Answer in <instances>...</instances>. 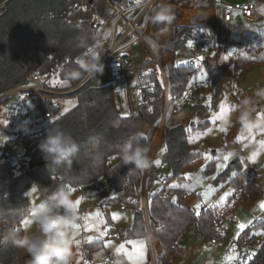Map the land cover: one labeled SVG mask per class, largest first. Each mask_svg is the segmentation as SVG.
Listing matches in <instances>:
<instances>
[{
    "label": "trees",
    "instance_id": "16d2710c",
    "mask_svg": "<svg viewBox=\"0 0 264 264\" xmlns=\"http://www.w3.org/2000/svg\"><path fill=\"white\" fill-rule=\"evenodd\" d=\"M113 1L121 3L123 0ZM0 4H3V11L0 13V94L26 84L31 71L45 73L56 60L76 59L85 51L79 47L82 40H86L89 44L93 43L94 35L88 25H78L65 18V14L70 9H72L73 17L80 18L86 14L83 11L85 6L93 7L105 19L110 17L111 12V6L107 0H0ZM174 12L175 19L171 24L150 23L149 32L157 34L164 28L175 26L174 37L166 42L165 49L176 54L197 36L198 29L177 25L181 12L176 9ZM263 62L264 58H253L248 54L237 58L234 63V76L241 77L244 69ZM76 66V63H69L65 67L55 85L57 88L69 89L80 84L84 78L67 82L65 78L66 71ZM206 67L215 91L212 104L216 107V99L224 90L223 81L227 75L208 65ZM192 71L191 67L179 64L175 60L166 66L171 98L175 99L184 92L188 74ZM91 82L72 94L77 97V105L48 124L38 139L31 142L30 161L43 163L42 165L33 168L29 166L23 173H16L9 164L0 166V222H16L18 229L24 233L21 221L29 211L24 192L34 183L44 195H47L49 190L61 184L77 189L91 185L107 176L103 188L96 194L101 208L106 209L107 212L112 202L134 206L136 209L133 225L126 232L125 238L127 240L145 239L148 233L144 214L140 209L139 201L133 199L141 193L143 178L147 172L146 186L149 189L151 233L154 240L160 242L162 247V253L158 257L159 264H173L172 256L181 250L178 239L191 226L205 240L228 238L229 235L221 236L214 226L220 208H211L197 219L195 211L185 202V191L176 190L175 201L166 194L165 189L159 192L151 191L163 167L152 163L149 169L138 170L132 166H124L119 160V149L129 136L137 132L143 133L142 129L146 122L155 124L159 121L163 101L153 102L154 112L140 108L129 116H122L113 102L112 87H93ZM151 82L158 88L154 96H160L163 89L161 80L153 74ZM206 98L203 93L196 94L194 106L196 113L200 114L204 110ZM38 109L50 116H56L60 112V108L50 98L40 102ZM1 120L2 106L0 105ZM55 125H59L66 134L73 136L80 145L79 153L73 157L70 171H66L63 165L57 167L48 164L38 149V143L45 136L46 129ZM162 138L165 149L162 162L172 171L167 181L181 179L187 165L199 160L202 156L199 152L190 149L187 129L184 125L165 126ZM93 140L100 142L98 150H90ZM142 143L150 147L145 136ZM218 161L219 159H213L208 164L207 174L215 171ZM233 173L236 175L233 176ZM220 182H228L235 193L240 192L238 202H246L253 196L263 193L257 174L244 171L240 160L231 163L214 181V183ZM121 189L124 193L118 196L117 192ZM112 194H114L113 197ZM108 215L107 212L106 216ZM259 229L264 231V221H255L242 236L252 235L253 231ZM102 246L103 243L98 241L91 243L86 249L91 255ZM112 260H114L113 264H129L123 255L114 257ZM0 264H22L21 249L11 243L0 245ZM249 264H264V235L260 249L254 253L253 260Z\"/></svg>",
    "mask_w": 264,
    "mask_h": 264
},
{
    "label": "rangeland",
    "instance_id": "374dc122",
    "mask_svg": "<svg viewBox=\"0 0 264 264\" xmlns=\"http://www.w3.org/2000/svg\"><path fill=\"white\" fill-rule=\"evenodd\" d=\"M247 2H252L257 6L255 17L250 20L243 18L236 20L235 18L227 23L224 20L222 8H216L217 19L215 31L219 37L221 52L218 55H214L211 52H205L203 54V57L209 55L208 57L217 58L219 67L225 69V73L228 74V77H225L223 82L224 90L216 99V107H213L212 104L215 94L212 88L206 90L207 92H202L207 98L204 103V110L200 114L195 112L194 106L196 101H193L183 108H173L167 115V120L164 125V127L184 125L187 129L190 149L199 152L202 157L187 165L181 179L167 181L172 171L169 166L164 165L162 162V156L165 150L163 138L156 145L150 146L151 151L149 153L153 163L159 160V165L155 164L158 167H163L161 175L155 180L151 191L159 192L165 189L166 194L175 201L177 198L176 190H188L192 195L188 199H185V202L192 210H194L199 200L208 208H220L221 210L218 213H223L224 215V226L229 238L235 241L239 240L244 231L251 227L255 221H264V210L260 208L261 202H264V151H253L251 148L253 145H264V133L250 137L240 132V126L238 124L231 129H227L225 132H221L219 127V119L226 112L232 113L235 119L236 106L244 99L250 100L257 113H264V62L249 69H244V74L241 77L234 76V63L237 58L245 55L246 50H248L246 52L250 57L264 58V0H248ZM167 4H171L173 9L181 12L184 19H181L177 23V25L181 26L185 24L186 18L193 13L195 8L200 5L199 0H168ZM201 7L210 8L214 7V4L205 0L202 2ZM110 26V23H105L99 37L101 44L105 47L108 45L110 37L103 38L102 33ZM171 27L172 29L174 28L175 33V26L164 29L167 30ZM118 32L119 34L122 32L121 25L119 26ZM150 34L148 31L145 39L150 43L156 54L160 56L157 45L149 39ZM140 43H136L131 49L137 64L146 62L152 54L150 51L151 54H149L144 46L141 47ZM232 54H235V59L230 57ZM175 61L182 65H186L187 63L185 58H180L177 55L175 56ZM156 74L160 77L158 70ZM208 77L209 71L207 67H204L198 78L205 79ZM135 84L136 77L134 75H129L128 80L125 82H111L105 70L102 74H97L91 82V86L93 87H112L113 102L122 116H129L132 112L140 110V107L137 105V93L131 92V87ZM49 98L60 108V112L56 116H50L36 109L33 115L41 118L36 125L37 129L43 130L48 124L77 105V97L72 96V94L49 96ZM162 116L163 111L161 112L159 121L155 123L158 127L164 124L161 119ZM217 116H219V119L216 118ZM6 132L7 129L2 119L0 121V135H6ZM142 132L144 134L143 129ZM30 140L26 142L27 145L32 142ZM242 148H244V151H242ZM236 158L240 159L244 166L243 168L249 166L257 174L258 182L263 193L253 196L246 202H238L239 200L235 198L234 194L233 197H230L235 200L232 203L231 199L228 198L233 192L231 185L228 182L214 183V181ZM213 159H219V161L215 171L207 174V166ZM106 178L107 176H104L91 185L74 189V198L77 200L80 199L81 202L77 205L79 215L77 224L79 227L76 228L72 235V264H88L90 260L98 264H110L112 258L121 255L125 256L129 264H159L158 257L162 253V247L160 242L154 240L152 233H150L152 237L151 242L147 239L127 240L125 238L126 232L133 225L134 211L136 209L134 206L121 202L110 203L107 209L110 215V220H108L106 216L107 212L103 211L100 201L96 196V192L103 188ZM173 184L180 185V187H170ZM184 185H187V187H184ZM144 190L149 197V189L147 186ZM24 194L28 200L29 211L23 220H29L30 209L38 206L47 195H44L35 183L26 189ZM111 196L113 197L114 194ZM141 199L140 193L133 200L139 201L141 205L140 209L143 211ZM123 205L126 207L124 210L122 209ZM81 217L83 219L82 223L80 222ZM239 224H245L247 226L243 232H240L238 228ZM21 227L23 228V232H27L30 235L38 234L35 225L31 223L26 227L21 224ZM110 229H114L116 235H120V239L108 236ZM238 232H240L239 237L236 235ZM261 233H264L261 229L252 232L253 240L251 241L249 249V252L252 254L256 253L262 245L263 235ZM89 236L92 237L91 242L87 239ZM141 240L145 242L142 258L137 251L139 245L134 246L128 243L129 241ZM98 241H101L103 246L89 255L86 247ZM178 244L181 250L172 256L173 264H227L228 259L224 256V253L230 246L231 241L215 242L205 240L191 226L181 234L178 239ZM120 245L124 246V251L117 252L116 249ZM29 259L28 254L21 249L22 264H28Z\"/></svg>",
    "mask_w": 264,
    "mask_h": 264
},
{
    "label": "built area",
    "instance_id": "2783aa9c",
    "mask_svg": "<svg viewBox=\"0 0 264 264\" xmlns=\"http://www.w3.org/2000/svg\"><path fill=\"white\" fill-rule=\"evenodd\" d=\"M107 1L111 6L110 17L108 19H105L91 6L84 7L83 11L86 13L84 17H73L72 9H70L65 14V18L78 25H88L97 39H99L105 23L112 25L115 22V28L110 36L108 45L105 47L101 44L102 46L98 51L101 52L102 62L105 65L104 70L111 82H125L128 80L129 75L136 77V84L131 88V92L137 93V105L140 108L151 109V112H154L153 102L162 100L163 116L161 119L163 120L173 108H183L196 100L198 92L202 93L213 88L209 77L205 79L198 78L206 64L203 54L205 52L218 54L221 48L218 35L211 23L212 14L209 10H194L187 19L186 25L197 28L198 33L195 38L190 40L189 44L179 49L176 55L180 58H185L187 60L186 65L191 67L193 71L188 74L184 92L173 99L170 96L167 84H163L160 96H154V92L158 91V88L151 82V76L157 70L161 76L164 75V65L161 60L152 53L150 60L137 64L132 52L129 50L136 42H141L146 48L150 49L145 40L150 22H145V16L150 13L152 7H158L161 3L167 4L168 0H141L139 4H137L136 0H123L121 3H116L113 0ZM212 2L215 9L219 5L223 7L224 19L227 22H231L236 16L247 20L253 19L257 10V6L252 2H242L240 0H212ZM81 7L83 6L81 5ZM120 25L122 26V32L119 34L118 29ZM69 63H76V59L56 60L45 73L31 71L28 75L29 81L26 84L13 87L0 94L2 119L7 129L6 135H0V166L9 164L16 173L27 171L31 164L29 158L31 143L27 145L26 142L30 139L32 142L36 141L42 133L41 129L36 128L41 118L33 115L34 111L38 109V104L41 100L48 99L49 96L74 94L95 78H84L79 85L69 89L57 88L55 85L59 81V75ZM156 127L158 128V126L149 122H146L143 126L144 134L147 140H149L150 146L156 140L158 143L162 138V131L158 135L155 131ZM242 151H244V148H242ZM147 178L146 172L143 178L141 200L147 230L150 234L151 214L148 196L144 190L146 189ZM123 193L124 190L121 189L117 192V195L120 196ZM191 195L190 191H186L184 199H188ZM240 196V192L235 193L237 200ZM233 201L235 200L231 199L232 203H234ZM197 204H200V208L194 207V211L195 213L199 212V215L196 214V218L199 219L205 211L211 208L205 206L200 200ZM125 208L123 205L122 209L124 210ZM103 211H106V209H103ZM223 216V213H218L214 222V226L221 236L228 235L224 226ZM82 221L81 217L80 222L82 223ZM108 236L119 239V235H116L114 229L109 230ZM226 240H230L231 244L226 249L224 256L235 255L237 257L231 261L227 260V264H249L253 260L254 254L249 252L250 244L253 240L252 235L241 236L237 241L229 237L213 241L221 242ZM113 263L114 260H110V264ZM88 264L98 263L90 260Z\"/></svg>",
    "mask_w": 264,
    "mask_h": 264
},
{
    "label": "clouds",
    "instance_id": "9594fccd",
    "mask_svg": "<svg viewBox=\"0 0 264 264\" xmlns=\"http://www.w3.org/2000/svg\"><path fill=\"white\" fill-rule=\"evenodd\" d=\"M174 19L173 7L165 3L152 7L150 13L145 16V22L154 25L171 24ZM114 28L115 22L104 30L103 38L110 37ZM92 40V44L86 40L80 42L79 47L85 51L76 58L77 66L66 71V82L96 77L97 74L103 73L105 65L101 52L98 51L102 46L101 41L96 36H93ZM236 124L240 126V132L250 137L264 133V113H257L250 100L244 99L236 106L235 119L233 114L228 112L219 119V127L222 129H231ZM143 139L144 134L137 132L123 142L118 156L124 166H132L138 170H147L151 167L153 163L149 156L151 149L142 143ZM99 148L100 142L93 140L90 150L95 151ZM251 148L253 151H264V145H253ZM38 149L48 164L57 167L63 165L66 171H70L73 157L79 153L80 145L73 136L66 134L59 125H55L46 129L45 136L38 143ZM76 201L74 191H70L66 184L49 190L46 198L38 206L30 209L29 220L35 225L38 234L22 233L16 222L2 221L0 245L11 243L23 249L30 258L28 264H72V235L79 220ZM151 238L150 234H146L145 239Z\"/></svg>",
    "mask_w": 264,
    "mask_h": 264
},
{
    "label": "crops",
    "instance_id": "0c3cea01",
    "mask_svg": "<svg viewBox=\"0 0 264 264\" xmlns=\"http://www.w3.org/2000/svg\"><path fill=\"white\" fill-rule=\"evenodd\" d=\"M203 1H205V0H199V6L198 7H196L195 8V10H197V9H207V10H209V12L212 14V25H213V28L215 29V25H216V19H217V11H216V9L214 8V7H210V8H202L201 7V4H202V2ZM207 2H211V3H213L212 2V0H206ZM240 1H242V2H247L248 0H240ZM218 7H221L222 8V10H223V7L221 6V5H219ZM3 11V4L1 5L0 4V13ZM191 12V11H190ZM223 17H224V15H223ZM189 18V16L186 18V21H185V24H184V26H187L186 25V22H187V19ZM236 18V20H241L242 18H240V17H238V16H236L235 17ZM234 18V19H235ZM181 19H184L183 18V16L181 15V17H180V20ZM179 20V21H180ZM225 20V19H224ZM226 21V20H225ZM227 22V21H226ZM227 23H229V22H227ZM167 30H170V32L168 33V35H165L164 37H161V33L163 32V31H166L165 29L164 30H161L159 33H157V34H150L149 35V39L152 41V42H154L156 45H157V48H158V51H159V54H160V56L158 55V54H156V52L153 50V48L151 47V45H150V43L146 40V42H147V44H148V46H149V48L150 49H146V47L142 44V43H140V46L142 47V46H144V48H145V50L147 51V52H151V53H153V54H155L160 60H161V62L163 63V65H164V67H163V69H164V75H160V77H159V75L158 74H156V72L154 73L155 75H157V77L159 78V80H161V83H162V85L163 84H167L168 86H169V83H168V76H167V72H166V66L169 64V63H171L172 61H174L175 60V56H176V54L174 53V52H172V51H170V50H167V49H165V43L167 42V41H169L170 39H172L173 37H174V28L172 29V27L169 29H167ZM147 35V34H146ZM218 39H219V37H218ZM136 43H138V42H136ZM135 43V44H136ZM189 43H190V41H189ZM188 43V44H189ZM134 44V45H135ZM133 45V46H134ZM221 45V44H220ZM132 46V47H133ZM132 47H130L129 48V50L131 51V49H132ZM246 51H248V50H246ZM245 51V55L247 54V52ZM149 52V54H151ZM133 54V53H132ZM214 54V53H213ZM214 55H218V54H214ZM245 55H243V56H245ZM151 56H152V54H151ZM151 56H149V58H148V60H150L151 59ZM209 55H207V56H205V57H208ZM232 56H234V57H232ZM232 59H235L236 58V56H235V54H232L231 56H230ZM205 67H206V64H205ZM247 69H249V68H247ZM245 71V70H244ZM244 71H243V74H244ZM201 75V74H200ZM226 77H228V75L226 76ZM236 77V76H235ZM224 82V81H223ZM132 88V87H131ZM207 92V91H206ZM166 120H167V117L166 118H164L163 119V125L162 126H160V128H161V130L159 131V134L161 133V131H162V134H163V131H164V125H165V123H166ZM159 128V127H158ZM158 134V135H159ZM144 136H145V134H144ZM145 138H146V136H145ZM147 139V138H146ZM156 142H157V140H156ZM156 142H154L153 143V145H156L155 143ZM237 160H240L239 158H236V159H234V161H233V163H235ZM243 165V164H242ZM244 167V166H243ZM244 169V171H250V172H253V170L248 166L247 168H243ZM259 183V182H258ZM188 191V190H187ZM186 192V191H185ZM234 194H235V190L233 189V192H232V194L228 197V198H230V197H233L234 196ZM108 220H110V215H108ZM228 234V233H227ZM120 236V235H119ZM119 239H120V237H119ZM150 242H151V240H150ZM112 260V259H111Z\"/></svg>",
    "mask_w": 264,
    "mask_h": 264
},
{
    "label": "snow or ice",
    "instance_id": "6c2138e0",
    "mask_svg": "<svg viewBox=\"0 0 264 264\" xmlns=\"http://www.w3.org/2000/svg\"><path fill=\"white\" fill-rule=\"evenodd\" d=\"M136 2H137V4H139V3L141 2V0H136ZM189 46L191 47V45H189ZM225 59H227V57H225ZM149 111H151V109H149ZM216 118L219 119V116H217ZM220 131H221V132H225V131H227V129H222V128H220ZM155 163H156L157 165H159L160 161L157 160V161H155ZM235 175H236V173H233V176H235ZM170 187L175 188V187H180V185H175V184H173V185H170ZM184 187H187V185H184ZM33 191H35V189H34ZM70 191H75V190L72 189V188L70 187ZM226 195H228V194H226ZM80 202H81V200L78 199V200L76 201L77 205H79ZM195 207H196L197 209H199V208H200V204H196ZM260 208H261V210H264V202H261V204H260ZM196 214L199 215V212H197ZM249 223H251V222L249 221ZM21 224H22L23 226L26 227V226H28V225L30 224V220H27V219L22 220V221H21ZM76 227L78 228L79 225L77 224ZM246 227H247V226H246L245 224H239V225H238V228H239L240 232H243V231L245 230ZM240 232H238V233L236 234L237 237H239ZM261 234L264 235V233H261ZM87 239H88L89 242H91L92 237L89 236ZM74 242H75V241H74ZM128 243H130V244H132V245H134V246H135V245H139L137 251H138V253H139V256L142 258L143 255H144V251H143V249H144V243H145V242L141 240V241H129ZM116 251H117V252H122V251H124V246H123V245H120V247H118V248L116 249ZM236 258H237V257H236L235 255H229V256L227 257V259H228L229 261H231V260H233V259H236Z\"/></svg>",
    "mask_w": 264,
    "mask_h": 264
},
{
    "label": "water",
    "instance_id": "95a60500",
    "mask_svg": "<svg viewBox=\"0 0 264 264\" xmlns=\"http://www.w3.org/2000/svg\"><path fill=\"white\" fill-rule=\"evenodd\" d=\"M220 52H221V50H220ZM204 61H205L206 65H208L212 69L219 70V71L223 72L225 75H228L227 73H225V69H223L222 67H219V65L217 64V61H218L217 58L204 57ZM42 164L43 163L33 162V163L30 164V167L33 168L35 166H40Z\"/></svg>",
    "mask_w": 264,
    "mask_h": 264
},
{
    "label": "bare ground",
    "instance_id": "6f19581e",
    "mask_svg": "<svg viewBox=\"0 0 264 264\" xmlns=\"http://www.w3.org/2000/svg\"><path fill=\"white\" fill-rule=\"evenodd\" d=\"M170 32V30H166V31H163L162 33H161V37H164L165 35H168V33ZM161 130V128L159 127V128H157L155 131L159 134V131ZM157 143V142H156ZM155 143V144H156Z\"/></svg>",
    "mask_w": 264,
    "mask_h": 264
}]
</instances>
